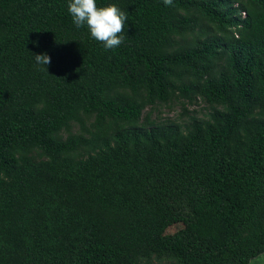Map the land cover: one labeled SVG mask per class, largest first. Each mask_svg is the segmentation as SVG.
Listing matches in <instances>:
<instances>
[{
	"label": "trees",
	"instance_id": "1",
	"mask_svg": "<svg viewBox=\"0 0 264 264\" xmlns=\"http://www.w3.org/2000/svg\"><path fill=\"white\" fill-rule=\"evenodd\" d=\"M69 3L0 0V264L264 254V0H96L127 15L112 49ZM176 224L191 261L157 242Z\"/></svg>",
	"mask_w": 264,
	"mask_h": 264
},
{
	"label": "clouds",
	"instance_id": "2",
	"mask_svg": "<svg viewBox=\"0 0 264 264\" xmlns=\"http://www.w3.org/2000/svg\"><path fill=\"white\" fill-rule=\"evenodd\" d=\"M164 4L171 5L172 0H164ZM68 12L77 27L87 25L91 36L104 44L106 49L118 47L124 37L119 35L124 31L127 15L116 5L109 4L97 7L96 0H70ZM36 63L49 65L50 57L45 54L35 55Z\"/></svg>",
	"mask_w": 264,
	"mask_h": 264
},
{
	"label": "rangeland",
	"instance_id": "3",
	"mask_svg": "<svg viewBox=\"0 0 264 264\" xmlns=\"http://www.w3.org/2000/svg\"><path fill=\"white\" fill-rule=\"evenodd\" d=\"M209 111V105L206 102H203L201 99H198L194 103L186 102V111L183 109L180 101H175L170 104H162L156 107H147L143 113V120L149 115L151 120H155L157 122H176L186 124L190 120V116L203 117ZM78 130V125H74L70 132L72 134H76L78 133ZM62 135L63 137H67L69 132L64 131ZM182 227L183 226L181 224L170 226L165 231L163 237L157 240V242H159L162 247L170 251L177 250L181 256H185L188 261H191V259L187 257L182 243L177 237V232ZM164 264L168 263L165 261ZM250 264H264V254L253 259Z\"/></svg>",
	"mask_w": 264,
	"mask_h": 264
}]
</instances>
